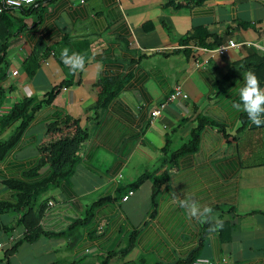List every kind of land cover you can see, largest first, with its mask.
Returning <instances> with one entry per match:
<instances>
[{"label": "crops", "instance_id": "0c3cea01", "mask_svg": "<svg viewBox=\"0 0 264 264\" xmlns=\"http://www.w3.org/2000/svg\"><path fill=\"white\" fill-rule=\"evenodd\" d=\"M168 1L42 0L37 8L5 11L10 21L0 13V38L6 34L8 44L0 61V139L21 123H4L15 103L44 101L59 89L0 156V202L17 201L9 179L35 182L49 174L43 166L23 176L38 160L48 122L70 115L87 132L73 173L42 195L48 199L41 227L64 233L22 240L12 206L0 214V264H99L135 229L133 248L109 263L140 257L171 263L199 247L197 256L218 264H264V125L231 106L249 70L264 88V0ZM195 29L206 35L205 45L191 36ZM228 39L243 43L223 54L195 48ZM64 48L85 57L83 71L63 63ZM107 78L121 86L98 107L97 82ZM177 84L187 98L169 102L151 121V110ZM197 126L196 149L170 160ZM161 176L153 205V182ZM186 193L213 209L210 220L191 218L173 202ZM92 204V217L69 229ZM218 223L223 227L210 232Z\"/></svg>", "mask_w": 264, "mask_h": 264}, {"label": "trees", "instance_id": "16d2710c", "mask_svg": "<svg viewBox=\"0 0 264 264\" xmlns=\"http://www.w3.org/2000/svg\"><path fill=\"white\" fill-rule=\"evenodd\" d=\"M175 0H169L167 2L173 4ZM188 1V0H186ZM191 1V0H189ZM200 1V0H194ZM178 4L177 6H180ZM31 7H28L30 9ZM37 8V6H35ZM10 21L7 13L3 11L1 18ZM12 22H9L11 24ZM148 27V26H147ZM201 35V29H195L191 32V36L197 37L200 45H205L204 38L206 35ZM0 61L5 59V53L7 49V36L1 33L0 38ZM100 86L99 97L97 101L98 107H104L109 101L115 97L118 93L121 82L117 79H101L97 82ZM58 88L49 92L48 96L44 99L45 102L51 101L52 97L58 92ZM44 101L37 102L32 98H23L22 100L15 103L9 112L4 116V123H11L14 120H21L20 125L14 129L11 135L5 139H0V156L5 150L11 146V144L17 139L19 133L24 128L26 123L31 118L33 112L40 106ZM242 122L243 119H242ZM200 126L195 127L190 138L181 144L179 148L173 150L170 155V160L175 161L179 155L189 154L193 152L198 143ZM87 132L83 126L79 124V120L70 115H64L46 124L45 138L37 145L38 160L30 168L23 172L24 177H34L39 174V171L43 166H47L50 170L49 174L38 181L26 182L22 179H9L5 182L6 185L14 188L17 191V201L12 205L14 210L19 212V217L16 224H21L24 227L23 239L25 241H34L42 235H59L63 234L64 231H48L45 225L41 227L40 219L44 215L46 208V201L48 198H42L43 193L48 191L50 188L57 186L61 181L66 180L75 170V165L78 160L77 151L80 144L86 138ZM147 174H142L135 179L133 183L129 185L130 188L138 186ZM166 176H161L153 182L152 190V203L155 204V195L159 190L160 185L165 181ZM99 201L95 202L97 204ZM92 204L88 209L85 210L83 216L75 219L69 229L75 225H80L88 221L92 217L93 207ZM9 202H0V214L5 210H9L11 207ZM138 231H132L128 234L127 242L123 247L117 250H109L100 257L99 264H108L113 257L123 259L126 254L133 248L136 243ZM20 241H16L8 250L7 255L11 254ZM199 247L195 248L189 255L184 258H178L171 263L164 262H148L144 257H140L134 261H122L121 264H190L198 254Z\"/></svg>", "mask_w": 264, "mask_h": 264}, {"label": "clouds", "instance_id": "9594fccd", "mask_svg": "<svg viewBox=\"0 0 264 264\" xmlns=\"http://www.w3.org/2000/svg\"><path fill=\"white\" fill-rule=\"evenodd\" d=\"M6 2L12 6H21V0H6ZM23 3L32 4L33 0H23ZM61 59L73 73L84 70L85 57L82 54L73 52L71 55H69V49L64 48L61 51ZM236 96L237 100L232 102V108L237 112L242 111L246 113L248 119L255 126L260 127L264 125V88L260 86L259 78L251 70L244 73L243 83H241L238 87L236 86ZM173 202L179 207L185 208L191 218L204 221H208L212 218L213 209L208 205L199 204L197 201L193 200L191 195L188 193H186L184 199L173 196ZM222 227V223H218L210 227L209 231L215 232ZM195 264H210V261L203 258H198Z\"/></svg>", "mask_w": 264, "mask_h": 264}, {"label": "built area", "instance_id": "2783aa9c", "mask_svg": "<svg viewBox=\"0 0 264 264\" xmlns=\"http://www.w3.org/2000/svg\"><path fill=\"white\" fill-rule=\"evenodd\" d=\"M41 0H33L32 4H24L23 0H21V6L20 7H16V6H12L7 4L6 0H0V13L3 11H12V9H19L22 7H26V6H31L34 7L36 6ZM241 43L243 42H236L233 39H228L226 43H221L218 44L214 47H207V46H195V48H200L201 50H206L209 53H219V54H223L225 53V51L227 50V48L229 47H234V46H239ZM248 43V42H247ZM17 70H13L12 74H16ZM187 93L183 90V88L181 87V85L177 84L173 87V90L171 91V93L166 96L163 100H161L152 110H151V121H153V119H155L156 117H158L159 115H161V113L163 112L164 108L167 106V104L171 101H174L176 98H187ZM133 193V190L129 189L125 192V194L121 197V199L124 201L126 200L131 194ZM198 258H203L206 259L208 261H210V264H218L216 260H213L211 258L208 257H204V256H197L190 264H195L196 260ZM225 261V258L221 259L218 262H223Z\"/></svg>", "mask_w": 264, "mask_h": 264}, {"label": "rangeland", "instance_id": "374dc122", "mask_svg": "<svg viewBox=\"0 0 264 264\" xmlns=\"http://www.w3.org/2000/svg\"><path fill=\"white\" fill-rule=\"evenodd\" d=\"M46 192H47V191H46ZM46 192H45V193H46ZM118 262H119V261L113 259L109 264H118Z\"/></svg>", "mask_w": 264, "mask_h": 264}]
</instances>
